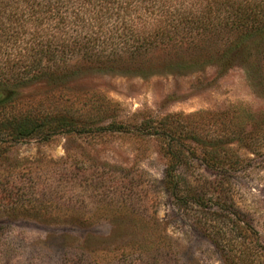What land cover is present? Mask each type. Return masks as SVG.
<instances>
[{
	"label": "rangeland",
	"instance_id": "obj_1",
	"mask_svg": "<svg viewBox=\"0 0 264 264\" xmlns=\"http://www.w3.org/2000/svg\"><path fill=\"white\" fill-rule=\"evenodd\" d=\"M253 82L240 64L220 73L203 61L144 76L74 77L58 90L7 85L14 91L0 104V129L10 117L52 107L77 117L80 96L115 104L110 114L123 124L14 142L0 130V264H114L127 252L126 264H231L214 240L238 232L264 264V90ZM6 88L0 95L11 94ZM162 124L190 137L175 147L188 157L174 174L177 194L193 203L178 204L163 186L165 141L143 134ZM239 128L245 142L231 137ZM203 145L216 150L218 163L202 159ZM216 207L228 223L208 219L205 211ZM235 219L250 232L231 225Z\"/></svg>",
	"mask_w": 264,
	"mask_h": 264
},
{
	"label": "trees",
	"instance_id": "obj_2",
	"mask_svg": "<svg viewBox=\"0 0 264 264\" xmlns=\"http://www.w3.org/2000/svg\"><path fill=\"white\" fill-rule=\"evenodd\" d=\"M203 61L214 62L220 73L240 64L253 84L264 90V0H0V88L42 82L58 90L74 77L107 72L144 76L157 69L190 70ZM4 93L0 104L13 94ZM99 100L80 96L77 117L69 108L52 107L50 112L26 115L13 123L10 117V124L0 130L11 142L26 137L46 140L62 129L120 130L123 123L110 114L115 104ZM161 120L167 124V117ZM165 124L143 134L164 139L161 149L168 159L163 186L178 204L187 205L193 197L177 194L174 171L188 155L175 147L190 137L186 131L175 135L176 129ZM231 131L237 133L231 137L246 141L240 128ZM203 146L202 159L218 163L216 150ZM216 209L205 211L208 219L228 223L230 215ZM234 222L231 225L250 232L243 221ZM239 235L214 243L231 264H257L259 254ZM129 254L133 256L120 254L114 264H126ZM89 263L107 264L93 259Z\"/></svg>",
	"mask_w": 264,
	"mask_h": 264
}]
</instances>
